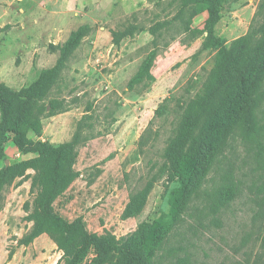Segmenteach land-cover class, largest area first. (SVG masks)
<instances>
[{"label": "rangeland", "instance_id": "obj_1", "mask_svg": "<svg viewBox=\"0 0 264 264\" xmlns=\"http://www.w3.org/2000/svg\"><path fill=\"white\" fill-rule=\"evenodd\" d=\"M262 6L264 0H225L216 34L231 46L263 19ZM206 16L182 0H0V83L13 91L55 66L59 46L74 31H86L35 107L43 123L36 140L70 143L77 154L72 183L53 204L56 213L76 223V231L108 232L124 241L143 223L166 214L168 220L179 217L184 188L171 189L157 174L181 118L180 105L201 90L215 64L216 51L203 47L205 35L185 40L187 29L201 27ZM149 57L152 78L143 74ZM53 100L59 102L52 109ZM164 102L169 109L157 116ZM231 142L228 156L239 195L213 213L210 192L219 181L213 170L209 193L193 198L180 214L183 221L167 234L159 264L255 263L264 232V218L255 212L264 197V136ZM36 157L19 149L12 135L0 142V170ZM34 174L27 170L0 193V264H58L64 256L47 233L25 245L34 226L25 210L34 199ZM112 262L136 264L117 254L107 258L94 246L82 264Z\"/></svg>", "mask_w": 264, "mask_h": 264}, {"label": "trees", "instance_id": "obj_2", "mask_svg": "<svg viewBox=\"0 0 264 264\" xmlns=\"http://www.w3.org/2000/svg\"><path fill=\"white\" fill-rule=\"evenodd\" d=\"M182 1L184 5L192 1L198 12H207L201 27L187 29L185 40L193 41L205 35L203 47L216 51L215 64L201 90L180 105L182 115L164 149L165 162L157 177H165L171 189L184 188L181 194L183 213L193 198L203 191L209 193L210 175L217 170L219 181H215L217 185L210 192L213 193L211 211L216 214L230 207L241 191L233 159L228 156L231 140L238 136L244 141L264 136V6L258 13L263 19L257 20L247 35L227 46L215 32L219 7L225 0ZM85 33L84 27L74 31L68 41L59 46L60 57L56 65L44 69L31 85L13 91L0 83L1 144L4 145L12 135L19 149L37 154L36 158L0 170V193L17 177L25 176L27 170L35 171L31 188L34 199L25 204L26 218L34 221V226L26 236L25 245L44 233L49 234L64 251L58 264H82L92 246L107 258L117 254L122 260H132L136 264H159L157 257L167 234L178 220L183 221L180 212L177 219L168 220L169 215L166 214L151 223H143L138 232L121 241L108 232L101 235L78 232L76 223L54 210V202L72 183L77 154L70 143L52 144L36 140L42 136L43 123L35 107L49 93L67 58ZM151 57L143 66V74L149 78H152L149 73ZM138 81L140 79L136 78L132 82ZM58 102L52 101V109ZM21 105L25 110L19 112ZM168 109V103H162L157 116ZM226 160L227 165L224 164ZM258 205L260 211L255 212L264 218V197ZM145 228H149V232L143 233ZM14 254L10 251L8 260H12ZM254 264H264V232Z\"/></svg>", "mask_w": 264, "mask_h": 264}]
</instances>
